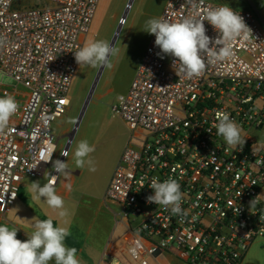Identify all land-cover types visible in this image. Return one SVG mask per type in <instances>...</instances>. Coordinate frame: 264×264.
Wrapping results in <instances>:
<instances>
[{"label":"built area","instance_id":"1","mask_svg":"<svg viewBox=\"0 0 264 264\" xmlns=\"http://www.w3.org/2000/svg\"><path fill=\"white\" fill-rule=\"evenodd\" d=\"M15 1L0 0V97L11 94L19 103L0 133V215L11 211L25 176L45 177L49 169L57 175L51 162L39 161L40 154L54 146L52 161L69 157L72 140L59 148L63 136H56L54 125L70 111L79 68L74 52L85 45L100 3ZM220 5L226 4L166 0L159 17L177 22ZM231 8L253 35L235 43L233 59L207 64L200 76L179 77L175 58L162 53L151 35L128 90L117 97L113 110L130 136L106 199L118 208L123 242L104 264H156L162 254H176L187 264H241L264 238V163L255 164L264 162V142L255 136L264 126V24L260 11ZM204 24L215 39L218 32ZM217 112L230 114L241 127V150L217 135ZM152 177L178 181L186 215L147 202L154 194ZM137 238L142 250L133 258L129 249Z\"/></svg>","mask_w":264,"mask_h":264},{"label":"clouds","instance_id":"2","mask_svg":"<svg viewBox=\"0 0 264 264\" xmlns=\"http://www.w3.org/2000/svg\"><path fill=\"white\" fill-rule=\"evenodd\" d=\"M195 7L196 0H189ZM207 21L218 32L213 39L206 35L204 21ZM155 36V45L162 53L174 57L173 66L176 74L187 78L200 76L206 69L207 64L224 62L234 58V45L237 41H248L252 30L245 23L239 12L234 11L228 5L208 7L203 12L195 11L194 14L183 17L177 22H170L165 17L151 18L146 21L145 29ZM3 44V40H0ZM118 55V49L111 43L103 40L87 42L83 47L74 52L78 65L92 68H110V58ZM19 103L11 94L0 97V133H3L10 124L11 118L18 112ZM217 123L214 127L217 135L222 137L227 146L235 150H241L245 144L241 127L225 112L216 113ZM95 148L90 146L87 140L78 142L74 157L77 169L89 166V171L95 172L94 162L89 159L90 153ZM54 146H50L45 153L40 154L39 161L51 162L52 170L57 175H50L47 183L41 186L39 181L30 184L31 199L43 201L47 206L57 211V216L63 220L68 216L63 197L57 194L56 183L63 175L67 178L71 175L68 161L59 159L52 161ZM255 155V153H253ZM64 157L67 151L61 152ZM264 162L256 160L255 164ZM37 166V165H36ZM30 167L29 170L34 169ZM150 188L154 194L147 197L148 203H155L170 210L173 215H186L181 203L183 193L181 185L172 177L160 181L159 177H152ZM70 190V186H69ZM43 198V199H42ZM257 198L250 201L253 207ZM18 228L9 227L7 224L0 225V264H80L77 257V248L68 247L65 244L66 237L70 236L69 227L54 226L53 219L37 220L31 233H27L28 239L21 241L17 238ZM162 246L164 242H161ZM142 250V244L137 238L132 242L129 252L136 258Z\"/></svg>","mask_w":264,"mask_h":264},{"label":"rangeland","instance_id":"3","mask_svg":"<svg viewBox=\"0 0 264 264\" xmlns=\"http://www.w3.org/2000/svg\"><path fill=\"white\" fill-rule=\"evenodd\" d=\"M26 1L35 2V0H16L15 6H20ZM131 1L100 0L85 44L93 40L111 43ZM221 1H230L229 6L236 9L260 11L261 20L264 24V0ZM165 2L166 0L132 1L125 23L115 43L118 55L110 58L112 65L110 68H104L79 126L75 130L70 154L65 161H68L70 172L77 176V181L70 194L71 200L65 199V203L70 209H75L77 206L87 205V203L97 204L102 200V221H105L109 215L108 205L113 212L118 210L115 205L106 200V192L130 136L127 124L113 109L117 103L118 95L128 90L149 43L151 34L144 31L146 21L151 18H159ZM100 68H92L87 65L80 67L79 65L69 94L71 99L70 111L54 125L56 136H63L58 143L59 148L65 146L73 134ZM3 81L5 83L10 82L8 79H3ZM255 136L259 142H264V126L255 133ZM81 140H87L89 145L95 148V151L90 153L88 157L94 162L95 172L89 171L88 165L82 169L76 168L74 153L78 142ZM50 172L51 169L45 177L25 176L22 185L28 186L32 182L39 181L42 186L47 183ZM122 235L123 229L117 225L112 239L122 243ZM259 247H264V238L256 240L250 248L251 250L248 251L249 256L250 251ZM259 260V264H264V250L260 253Z\"/></svg>","mask_w":264,"mask_h":264},{"label":"crops","instance_id":"4","mask_svg":"<svg viewBox=\"0 0 264 264\" xmlns=\"http://www.w3.org/2000/svg\"><path fill=\"white\" fill-rule=\"evenodd\" d=\"M210 1L226 5L231 4L230 1H226L227 3L221 0ZM76 181L77 176L74 173H71L67 178L61 175L56 184L57 194L63 197L64 200H71L70 194ZM29 189L30 185H22L19 198L11 211L5 215H0V225L16 226L18 228L17 238L21 241L28 239L27 233H31L32 226L37 220L52 218L56 226L69 227L71 234L66 237L65 244L68 247L77 248V257L80 260V264H104L105 255L113 253L117 248L122 247V243L119 240L112 239L117 227V212H113L110 205H108L109 215L105 218V221H102V200L97 204L87 203V205H80L75 209H70L65 203L68 216L61 220L57 216V211L49 208L42 200H32ZM110 204L115 205L112 202ZM263 250L264 247H259L254 249V251H250V256L248 253L241 264H259V255ZM155 263L187 264L176 254H162ZM50 264H54V261L50 262Z\"/></svg>","mask_w":264,"mask_h":264},{"label":"water","instance_id":"5","mask_svg":"<svg viewBox=\"0 0 264 264\" xmlns=\"http://www.w3.org/2000/svg\"><path fill=\"white\" fill-rule=\"evenodd\" d=\"M131 4H132V1H131V2L128 4V6H127V10H126L125 14H124L123 17H122L123 20L126 19L127 14H128V11H129V9L131 8ZM122 26H123V23L120 22V25L118 26V28H117V30H116V32H115V35H114L113 40H112V42H111V45H113V46L115 45L116 40H117V38H118V36H119V34H120V31H121V29H122ZM103 70H104L103 67H101L100 70H99V73H98V75H97V77H96V79H95V81H94V84H93V86H92V88H91V91H90V93H89V96L87 97V100H86V102H85V105H84L83 111H82V113H81V116H80V118H79V120H78V122H77V124H76V127H75V129H74L73 134H72L71 137H70L71 140L73 139V137H74V135H75V132H76L75 130L78 128L79 123H80V120H81V118H82V116H83V114H84V112H85V110H86V107L88 106V104H89V102H90V100H91V98H92V95H93V93H94V91H95V89H96V87H97V85H98V82H99V80H100V77H101V75H102Z\"/></svg>","mask_w":264,"mask_h":264},{"label":"bare ground","instance_id":"6","mask_svg":"<svg viewBox=\"0 0 264 264\" xmlns=\"http://www.w3.org/2000/svg\"><path fill=\"white\" fill-rule=\"evenodd\" d=\"M125 20H126V19H125ZM125 20L121 19V21H120V22L124 24V23H125Z\"/></svg>","mask_w":264,"mask_h":264},{"label":"trees","instance_id":"7","mask_svg":"<svg viewBox=\"0 0 264 264\" xmlns=\"http://www.w3.org/2000/svg\"><path fill=\"white\" fill-rule=\"evenodd\" d=\"M44 219H47V218H43V220H44ZM53 223H54V226H56V223H55L54 221H53Z\"/></svg>","mask_w":264,"mask_h":264}]
</instances>
